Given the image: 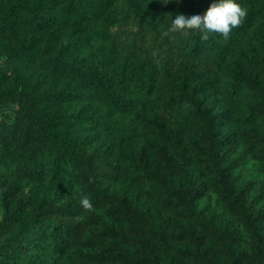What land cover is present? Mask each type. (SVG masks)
Returning <instances> with one entry per match:
<instances>
[{"label":"trees","instance_id":"obj_1","mask_svg":"<svg viewBox=\"0 0 264 264\" xmlns=\"http://www.w3.org/2000/svg\"><path fill=\"white\" fill-rule=\"evenodd\" d=\"M43 1L53 6L65 5L61 16L64 27L76 25L78 21L79 25L89 22L90 14L85 11L88 0ZM113 1L101 2L97 10L110 13ZM237 1L225 0V3L238 7ZM127 2L139 23L152 20L158 14V9L147 5L145 0ZM241 32L239 27L224 22L217 29L194 35L192 46L194 50L201 49L213 37L230 41L231 36ZM83 35L86 39L89 34ZM4 42L11 47L14 57L22 55L54 78L77 76L83 87L102 100L112 122L125 121L129 114L144 108L152 99L160 102L165 92L167 102L158 108L168 114L167 117L160 114L154 122V135L148 143L152 163L148 165L151 168H146L145 180L150 188H155L157 183L166 185L186 176L193 167L201 175L200 179L181 187L160 190L164 205L188 220L190 227L164 223L156 226L148 210L137 208L127 196L111 192L105 186L120 181L123 171L110 151L91 150L89 143L68 131L62 112L54 108L55 101L61 98L60 91L52 87L35 93L22 86L16 92L23 80L6 75L0 67V98L7 88L17 105L14 120L0 127L3 209L0 225L4 230L14 224L21 228L22 247L41 252L47 249L56 259L75 251V259L67 264H159L160 250L171 249L178 242L187 249L177 252L191 264H264V232L248 204L253 182L235 188L232 179V172L243 163L239 146L251 159L264 162V133L253 127L238 136L222 130L217 112L200 104L191 93L187 80L190 77L195 80L194 73L176 76L170 70L169 61H164L159 68L147 56H137L134 49L123 57L111 50V56L105 60L104 74L89 73L69 63L75 52L73 45L62 47L47 58L30 56L25 51V38L3 19L0 20V45ZM78 47L81 55L105 53L98 39L84 40ZM248 58L264 70V33L259 47ZM232 78L235 85L252 94L245 110L246 120L264 121L263 80L257 73L244 70L233 71ZM184 103L191 105L186 130L167 122L171 109H179ZM140 155L141 160L132 163L134 170L144 168L143 162L147 161L146 151ZM43 186L52 188L54 196H60L54 199L44 194L39 196ZM209 191L216 194L243 226L250 242L248 248L242 245L236 232L215 229L195 210L196 202ZM29 264L54 263L34 256Z\"/></svg>","mask_w":264,"mask_h":264},{"label":"rangeland","instance_id":"obj_2","mask_svg":"<svg viewBox=\"0 0 264 264\" xmlns=\"http://www.w3.org/2000/svg\"><path fill=\"white\" fill-rule=\"evenodd\" d=\"M108 1L88 0L85 11L90 14L89 22L79 25L78 21L76 25L64 27L61 18L64 4L53 6L43 0H0V20L4 19L14 26L25 38V51L30 56L47 58L50 54H57L62 47L73 45L75 52L69 63L89 73L104 74L105 60L111 56V50L116 56L123 57L134 49L137 56H147L159 68L164 61H169L170 70L176 76L196 75L195 80L191 77L187 80L191 93L200 104H206L217 112L222 130L234 132L238 136L243 130L253 127L264 133V121H247L245 118L252 94L241 85H235L232 78L233 71L244 70L257 73L264 83L263 67L248 58L251 51L259 47V39L264 33L262 0H238V7L225 3V0H145L147 5H154L158 9V14L142 23L131 14L127 0H114L110 13H100L97 6ZM224 22L239 27L242 32L231 36L230 41L213 37L201 49L194 50V35L217 29ZM85 33L89 34L86 39ZM94 39L103 44L105 53L81 55L78 47L80 43ZM46 47L49 50L45 51ZM12 54L7 43L0 45L1 69L6 75L23 80L16 92L22 86L35 93L54 87L61 94L54 108L62 112L68 131L89 143L91 150L112 153L116 164L123 171V177L120 181L105 184L111 192L127 196L134 206L148 210L156 226L164 223L190 227L188 220L164 205L160 190H171L200 179L199 171L193 167L186 176L175 178L166 185L157 183L155 188H150L145 180L146 168H151V164L148 165L152 163L148 143L154 135V122L160 114L164 113L166 117L168 114L158 108L167 102L165 92L161 94L160 102L156 98L152 99L144 108L129 114L125 121L112 122L102 100L83 87L77 76L61 75L54 78L42 66L22 55L14 57ZM4 91L0 98V127L11 123L17 112L12 91L7 88ZM190 108L188 103L182 104L179 109L172 108L167 122L171 121L186 130ZM167 109L170 111L169 107ZM142 151H146L147 161H142L144 168L134 170L132 163L141 160ZM238 152L242 155L243 163L232 172L233 183L235 188H239L248 181L253 182L248 204L257 215L258 224L264 232V162L251 159L241 146ZM39 191V196L44 194L49 199L60 196H54L53 189L45 186ZM195 210L215 229L236 232L242 245L249 247L250 242L243 226L212 191L196 202ZM2 215L0 204V221ZM21 231L16 224L9 230H4L0 225V264H29L34 256L47 258L54 264H67L76 257L75 251L56 259L47 249L41 252L25 245L22 247L20 240L24 235ZM178 249H187V246L174 242L171 249H161L159 264H191V261L179 255Z\"/></svg>","mask_w":264,"mask_h":264}]
</instances>
